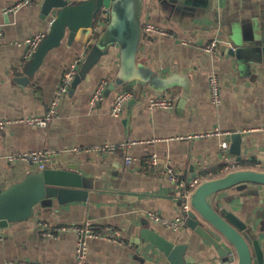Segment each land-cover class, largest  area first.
Wrapping results in <instances>:
<instances>
[{
    "label": "crops",
    "instance_id": "0c3cea01",
    "mask_svg": "<svg viewBox=\"0 0 264 264\" xmlns=\"http://www.w3.org/2000/svg\"><path fill=\"white\" fill-rule=\"evenodd\" d=\"M17 1L0 0V117L44 113L66 67L73 60L79 64L84 59L83 43L74 39L68 44L64 39L46 54L26 84L17 82L14 77L23 75L21 67L26 61L23 39L38 31L45 33L51 19L39 18L41 0L11 9ZM140 21L169 31L166 36L144 31L137 49L136 59L151 70V83L108 87L114 75L111 65L118 61L116 49H110L90 67L76 71L51 123L10 126L0 133V155L49 149L54 154L46 166L74 169L89 184L85 200L55 206L52 198H46L33 218L0 229V264L8 259L69 264L74 259L76 235L53 229L85 221L99 228L118 227L124 240L117 244L89 239L86 257L90 264H142L136 255H150L138 250L140 245L134 239L145 220L162 235L187 241V250L196 261L216 257L212 247L183 224L168 228L151 219L148 212L172 219L181 213L183 186L179 181L187 186L195 178L201 181L225 173V164L228 169L250 167L256 157H264V69L244 72L226 52L232 35L250 40L253 32H264V0H144ZM211 38L220 40L215 54L196 47ZM210 71L217 73L220 84L218 106L209 99ZM102 78L109 81L105 96L90 107V94ZM126 88L131 96L114 116L110 113L114 96ZM150 97L170 98L173 106L149 108ZM214 127L229 133L210 135ZM233 131L244 133L242 158L236 161V155L230 153L227 162L220 159L219 143L223 138L230 143ZM123 142L130 144L114 152L92 149ZM153 153L155 164L150 159ZM126 155L132 158L129 165L124 164ZM169 166L177 182L168 179ZM36 168L29 158L9 162L0 157V186ZM231 193L228 190L223 195ZM243 197L239 216L247 223L248 233L258 238L264 264V203ZM43 227L54 235L43 236ZM212 264L222 262L214 259Z\"/></svg>",
    "mask_w": 264,
    "mask_h": 264
},
{
    "label": "water",
    "instance_id": "95a60500",
    "mask_svg": "<svg viewBox=\"0 0 264 264\" xmlns=\"http://www.w3.org/2000/svg\"><path fill=\"white\" fill-rule=\"evenodd\" d=\"M143 4L144 0H41L38 16L42 20L51 18L48 28L22 65L23 75L14 79L26 84L51 49L64 39L68 44L75 39L85 48L84 59L76 65V71L90 67L110 49H116L118 61L111 65L114 75L108 87L132 82L137 85L151 83V70L136 59L144 32L140 21ZM226 52L244 72L264 69V32H253L250 40L232 35ZM243 135L233 131L229 136V152L236 155V161L242 158ZM255 162L250 167L231 169L203 179L190 192V209L184 213L182 224L212 247L216 256L212 261H196L187 250V241L162 235L150 228L146 220L141 222L134 243L150 257L140 254L136 258L142 264H212L214 259L227 264V252L233 249L237 264H262L260 242L248 233L247 223L239 216L243 210L241 197L264 203V157H256ZM88 190L86 179L74 169L36 168L21 179L0 186V229L33 218L36 208L42 206L46 198H52L57 206L85 200ZM228 190L233 193L223 195Z\"/></svg>",
    "mask_w": 264,
    "mask_h": 264
},
{
    "label": "built area",
    "instance_id": "2783aa9c",
    "mask_svg": "<svg viewBox=\"0 0 264 264\" xmlns=\"http://www.w3.org/2000/svg\"><path fill=\"white\" fill-rule=\"evenodd\" d=\"M32 0H19L15 2L11 9H17L19 6L23 4H31ZM143 30L147 33H151L154 35L159 36H166L168 35L169 31L165 28H162L160 26H157L151 22H145L142 26ZM44 36V32H35L32 34L27 35L23 41V47H24V53L23 57L25 60L29 59L31 54L33 53L34 49ZM220 40L217 38H211L207 43L203 45H196L199 49L208 52L210 55L215 54V52L218 50V44ZM184 44H189L186 41H183ZM77 65V59L73 60L64 70L56 88L54 91V94L51 98V100L48 103L47 109L42 114H25L22 116L17 117H0V133L5 130L6 128L10 126H16V125H30L33 127H44L47 126L49 123L52 122L54 118L57 117V107L63 97V95L67 92L68 88L71 85V82L73 80V77L76 73V67ZM108 80L105 78H102L98 81V83L93 88L90 97L88 99V104L90 107L95 106L100 100H102L105 96L106 87L108 84ZM207 82H208V89H209V99L211 103L215 106H218L221 101V93H220V84L218 80L217 73L215 71H210L207 75ZM131 96V90L129 88L122 89L118 91L113 99L112 106L110 113L114 116L118 115L126 101ZM173 106V101L170 98L167 97H150L148 99V107L149 108H166L170 109ZM229 132H224L220 130L217 127H214L213 130L209 133L216 134V135H228ZM198 136V135H196ZM201 136V135H200ZM130 144V142H123L119 145L112 144V143H104L100 145L94 146L92 149L96 151H102V152H114L118 148H123ZM53 152L49 149H39V150H33L28 153H6L4 155H0V157H4L7 161L13 162L16 160H24V159H31L33 163L37 165V168H44L47 163L50 162L53 156ZM219 156L221 160L229 162L230 160V152H229V142L227 138H223L220 140L219 143ZM151 162L153 164L157 163V156L156 154H151L150 156ZM132 161V158L129 155H126L124 157V164L129 165ZM223 169L231 170L234 168L228 169V165H223ZM166 173L168 176V179L177 182L178 178L172 168L169 166L166 169ZM180 185L183 186L179 193V198L181 199V213L176 215L172 219H164L160 217L156 212H148V216L155 220L159 221L162 225L177 229V227L183 223V215L185 212H187L190 209L189 204V195L191 190L194 188L196 184L199 183L198 179L195 178L192 181L189 182L187 186H184L183 181H179ZM53 230L55 231H73L76 235V242H75V252H74V259L69 264H90L87 261V241L89 239H104L109 242L117 243V244H124V240L122 237V230L118 227H113L110 225H106L104 227H96L94 226L90 221H85L82 224H74V223H68V224H61L56 226ZM42 235L43 236H53V232L50 230H47L45 227L42 228ZM3 264H30L25 259H8L4 261ZM227 264H237V258L236 254L233 249L228 250L227 252Z\"/></svg>",
    "mask_w": 264,
    "mask_h": 264
}]
</instances>
